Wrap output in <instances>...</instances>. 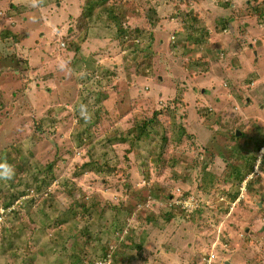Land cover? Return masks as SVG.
Instances as JSON below:
<instances>
[{
    "label": "rangeland",
    "instance_id": "obj_1",
    "mask_svg": "<svg viewBox=\"0 0 264 264\" xmlns=\"http://www.w3.org/2000/svg\"><path fill=\"white\" fill-rule=\"evenodd\" d=\"M91 1L0 0V159L20 173L0 182V203L33 175L51 177L55 161L54 181L0 223V264H76L73 244L94 255L86 264H264V142L253 146L264 136V16L253 8L264 13V0H107L81 31ZM114 5L131 16L121 26L145 35L123 42L107 23ZM88 160L113 171H82ZM71 191L89 211L56 227ZM8 241L18 249L4 251ZM107 245L116 260L100 256Z\"/></svg>",
    "mask_w": 264,
    "mask_h": 264
},
{
    "label": "trees",
    "instance_id": "obj_2",
    "mask_svg": "<svg viewBox=\"0 0 264 264\" xmlns=\"http://www.w3.org/2000/svg\"><path fill=\"white\" fill-rule=\"evenodd\" d=\"M107 0H94V1H91V3L89 4V7L88 8H85L83 11H82V13L79 15V16H77V18H76V20H77V27L81 30V31H84L85 30V28L86 29H88V27L90 26V24H89V22H90V19L92 18L91 16H93V8H94V6L95 5H99L100 3H102V2H106ZM142 1V2H141ZM145 1H147V0H145ZM135 2V1H134ZM133 2V3H134ZM141 4H143V0H140L139 1ZM254 15L257 17V19L259 20H263V16H264V13H263V11H261V9L259 8V5H255L254 6ZM107 11L109 12V16L110 17H112L113 19H114V21H112V20H109V21H107V23H109L110 24V22H112L113 23V25H117L119 28H118V32H119V38L122 40L123 39V42H125L127 39H125V37H132V36H135V37H139V36H143V35H145V28H141V27H138V25H137V27L136 28H134L133 30H130V31H128V29H125L123 26H121V22H126V21H130V18H131V16L130 15H128V12H127V8H126V6H124V5H122V6H119L118 7V9H116V6L114 5V6H111V7H107ZM144 17H145V19H146V21H147V14L146 15H144ZM186 17H188V19L190 20V22H189V25L190 26H188V28L190 29V30H195V28H199V24H200V15H198L196 12H193V11H191V12H189V13H186ZM107 19H108V17H106ZM106 20V19H105ZM150 22H151V24H150V26L148 27L147 25V27L146 28H150V29H152V28H154L155 27V24H154V22L153 21H151L150 20ZM264 22V21H263ZM225 23L226 22H224V24H223V26H225ZM154 25V26H153ZM153 26V27H152ZM152 27V28H151ZM201 29V28H200ZM148 32H149V34L151 35L152 33H150V31H149V29H148ZM195 32V31H194ZM207 37L208 36V31H207V29H205L204 30V32L202 33V39L204 38V37ZM194 38H196V36H194ZM125 39V40H124ZM198 50H200V48H198ZM202 52V51H201ZM201 59H202V57H198V59L197 60H195L194 61V63L196 64V65H201V64H199L200 63V61H201ZM252 80V77L251 78H248V82H250ZM203 114H205L206 115V113L205 112H202ZM210 112H207V115L209 114ZM157 115H158V111L157 110H155L154 111V113H153V116L152 117H149V118H146V120H144L143 121V123L141 124V126H140V129H141V131H140V136L142 135V134H147V132H148V128L149 127H153L152 125L155 123V121L156 120H158L157 119ZM190 135V134H189ZM235 135H237L236 134V132H234L233 133V136L235 137ZM258 137L260 138H258L256 141H254L253 143H254V147H256L255 149H260V147L262 146V144H263V142H264V136H263V133L262 132H260L259 133V135H258ZM166 138V137H165ZM109 140V142H111V138L110 139H108ZM8 155H10V154H8ZM17 159H18V157H17ZM14 159L12 158V157H5V161L8 163V162H12ZM0 161H1V159H0ZM255 162H256V155H254V156H252L251 157V162L250 163H246V164H242L243 166H241L240 167V169H237L236 170V178H235V180H236V182H237V185L239 186L244 180H246L247 179V177L253 172V169H254V164H255ZM54 163H55V161H53V162H50L49 163V165H48V169H47V173L48 174H52V176L51 177H47V178H45L42 182H41V180H39V177L38 176H34L33 175V177H32V182H30V181H28V182H26L25 184H23V183H18L19 184V187L21 188V189H16V191H14L8 198H5V201H3L2 203H0V206L2 205V206H11V205H13L14 204V202L17 200L18 201V199H19V197L20 196H23V195H25V194H28V192H29V189H31V191H41V190H43V189H45V185L46 184H51V182L52 181H54V179H55V176H53V166H54ZM17 164L21 167V169L22 170H25L26 171V166H27V161L26 160H24V157L23 156H20L19 157V159H18V162H17ZM106 164L107 163H104V164H100V163H98V162H96V161H94V160H88V161H86L85 163H83V165H82V171H84V170H87V169H91V170H96V169H98L99 170V172H112L113 170L112 169H110V168H107L106 167ZM263 165H264V160H263ZM101 166L102 167H104L103 168V170H101ZM17 174H20V173H16L15 174V176H14V178H16V175ZM12 182H14V179L12 180ZM252 183H253V181L251 180V179H248V182H247V187H248V190L249 191H252V189H253V185H252ZM31 186V187H30ZM34 187V188H33ZM33 188V189H32ZM36 189V190H35ZM70 195L73 197V203H72V205H71V207H69V209H68V212H65L64 214H62V215H64V217H62V220H61V224H59V225H57L56 227H59V226H61V225H65V223L66 222H70V220H74V218L75 217H73L72 218V216L73 215H75L76 214V212H75V207H77L78 209L77 210H79V208L81 207L82 209H84L85 210V212H88L89 211V207L86 205V203H84V202H79V199H78V197H77V195H76V193H74L73 191H71L70 192ZM237 195H238V191L236 192V193H233L232 195H230V198L231 199H235L236 197H237ZM20 200V199H19ZM27 201H29V200H27ZM22 202V201H21ZM20 202V203H21ZM30 202H35L34 201V199H31L30 201H29V203ZM19 204V203H18ZM22 204V203H21ZM14 209L15 208H13L10 212H9V214L8 215H11L12 213H13V211H14ZM79 212V211H78ZM62 215H59V216H62ZM5 230H6V228H5ZM7 230H8V228H7ZM83 234H85V231H84V233ZM97 237L99 238L100 237V235H98L97 234ZM81 241V240H80ZM81 244V243H80ZM8 247V248H7ZM5 249H4V251L6 250V248L7 249H11L12 251H16L17 249H18V246H17V244L15 243V241H8V243H7V245H5V247H4ZM113 252V249L112 248H109V246L107 245V246H103V248H102V253H101V255L100 256H102V257H106L108 254H110L112 257H113V260H116L115 259V257H116V255H115V253H112ZM71 255H72V258H76V259H78V262L76 263V264H86L84 261H82L81 260V258L82 259H84V260H86V257H89V261L90 262H94V255H89L88 254V252L85 250V248L83 247V249L82 250H80L79 249V247L78 246H76L75 244H73V246H72V253H71ZM107 258V257H106ZM105 258V259H106ZM58 259H60V258H58ZM81 261V262H80ZM59 262H63V260L62 259H60L59 260ZM56 263H58V261L57 262H55V264ZM118 262H115L114 264H117ZM90 264V263H89Z\"/></svg>",
    "mask_w": 264,
    "mask_h": 264
},
{
    "label": "clouds",
    "instance_id": "obj_3",
    "mask_svg": "<svg viewBox=\"0 0 264 264\" xmlns=\"http://www.w3.org/2000/svg\"><path fill=\"white\" fill-rule=\"evenodd\" d=\"M28 6L31 8H39L41 7L45 0H27ZM67 66V62L63 59H60L57 64V68L60 71H63ZM79 114L82 118L88 119L89 112L86 105H81L79 108ZM15 170L14 168L8 164L6 161H0V182H8L14 179ZM97 264H101V262H97Z\"/></svg>",
    "mask_w": 264,
    "mask_h": 264
},
{
    "label": "built area",
    "instance_id": "obj_4",
    "mask_svg": "<svg viewBox=\"0 0 264 264\" xmlns=\"http://www.w3.org/2000/svg\"><path fill=\"white\" fill-rule=\"evenodd\" d=\"M183 194V193H182ZM188 199H189V197H188ZM189 201H191L190 199H189ZM189 201H184L185 202V206H188V205H186ZM179 202H182V201H179ZM15 208V205L13 204V205H11V206H0V223H4L5 224V222H6V219L8 218V214H9V212L13 209V208ZM189 207V206H188Z\"/></svg>",
    "mask_w": 264,
    "mask_h": 264
}]
</instances>
